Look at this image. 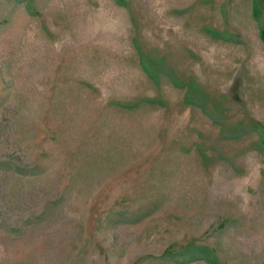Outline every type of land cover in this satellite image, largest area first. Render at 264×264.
<instances>
[{
    "label": "rangeland",
    "instance_id": "1",
    "mask_svg": "<svg viewBox=\"0 0 264 264\" xmlns=\"http://www.w3.org/2000/svg\"><path fill=\"white\" fill-rule=\"evenodd\" d=\"M0 264H264V0H0Z\"/></svg>",
    "mask_w": 264,
    "mask_h": 264
}]
</instances>
